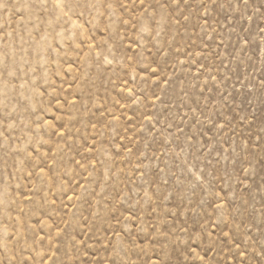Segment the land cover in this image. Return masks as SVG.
Masks as SVG:
<instances>
[{
	"label": "rangeland",
	"instance_id": "obj_1",
	"mask_svg": "<svg viewBox=\"0 0 264 264\" xmlns=\"http://www.w3.org/2000/svg\"><path fill=\"white\" fill-rule=\"evenodd\" d=\"M0 264H264V0H0Z\"/></svg>",
	"mask_w": 264,
	"mask_h": 264
}]
</instances>
